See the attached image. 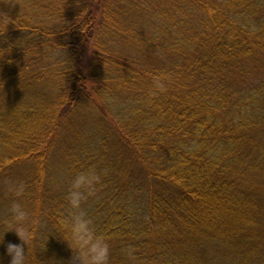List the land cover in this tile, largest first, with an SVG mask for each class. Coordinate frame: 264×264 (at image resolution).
<instances>
[{
  "label": "trees",
  "instance_id": "16d2710c",
  "mask_svg": "<svg viewBox=\"0 0 264 264\" xmlns=\"http://www.w3.org/2000/svg\"><path fill=\"white\" fill-rule=\"evenodd\" d=\"M90 167L111 264H264V0H0V237L19 199L34 264H68L53 234Z\"/></svg>",
  "mask_w": 264,
  "mask_h": 264
},
{
  "label": "clouds",
  "instance_id": "9594fccd",
  "mask_svg": "<svg viewBox=\"0 0 264 264\" xmlns=\"http://www.w3.org/2000/svg\"><path fill=\"white\" fill-rule=\"evenodd\" d=\"M10 50L9 47L5 49L3 55ZM173 78V74L170 72H161L155 75L149 95L165 93ZM40 175L43 177L46 173L42 170ZM107 175V169L97 170L95 167H90L78 171L71 179L64 197L66 212L57 217L59 235L53 234L66 242L72 251V257L68 264H111L110 238L96 229L94 220L84 207L90 198L96 196L98 186ZM26 190L27 186L23 181H9L7 184V192L16 198L22 197ZM9 211L11 219L8 221L10 226L6 232L14 230L21 241L20 244L8 243L7 245L6 251L11 257L10 264H34L29 249L36 226L41 221L38 218L30 217L28 210L19 202V199L13 200ZM4 234L0 237V242L3 241ZM125 254L129 258L135 259L133 249H125ZM48 261L52 260L41 261L40 264H47ZM58 264H62V262H58Z\"/></svg>",
  "mask_w": 264,
  "mask_h": 264
},
{
  "label": "rangeland",
  "instance_id": "374dc122",
  "mask_svg": "<svg viewBox=\"0 0 264 264\" xmlns=\"http://www.w3.org/2000/svg\"><path fill=\"white\" fill-rule=\"evenodd\" d=\"M131 18L134 20V19H135V16L132 15ZM115 23H116V24H115ZM108 25H110V26L115 25V26L117 27V29H118L119 31H121V32H122L126 27H128L127 24H125V23L119 21V18H116V19H115L114 14H113V16H112V22L108 23ZM132 28H134V27H132ZM104 39H106L105 36L102 38V40L104 41ZM117 42H119V41H117ZM120 42H121V41H120ZM120 42H119V43H120ZM91 51H92V49L90 50V48H89L88 50H86L85 52H83V54H84L83 57H84V59H85L84 61H85V63H87V64L90 62V53H91ZM53 161L56 162L57 159L54 158Z\"/></svg>",
  "mask_w": 264,
  "mask_h": 264
}]
</instances>
